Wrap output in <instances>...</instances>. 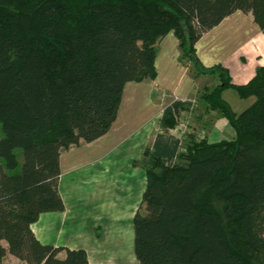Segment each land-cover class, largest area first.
Masks as SVG:
<instances>
[{"label": "trees", "instance_id": "16d2710c", "mask_svg": "<svg viewBox=\"0 0 264 264\" xmlns=\"http://www.w3.org/2000/svg\"><path fill=\"white\" fill-rule=\"evenodd\" d=\"M236 10L251 12L264 34V0H0V264L7 252L26 264H88L83 249L42 244L30 225L63 209L61 151L109 129L124 84L155 78V45L169 32L181 60L217 76L199 101L235 134L211 142L184 133L179 149L182 139L169 129L192 104L163 108V134L133 161L146 178L132 221L135 257L264 259V66L235 84L225 67L206 68L195 54L199 37ZM226 88L254 100L236 113L221 96ZM164 134L174 143L160 141Z\"/></svg>", "mask_w": 264, "mask_h": 264}, {"label": "crops", "instance_id": "0c3cea01", "mask_svg": "<svg viewBox=\"0 0 264 264\" xmlns=\"http://www.w3.org/2000/svg\"><path fill=\"white\" fill-rule=\"evenodd\" d=\"M155 49V78L124 84L109 129L90 142L61 151L58 190L63 209L42 212L30 225L42 244L83 249L88 264H140L133 250L132 221L142 207L146 178L144 169L133 161L141 158L157 134H163L159 121L167 103L162 95L193 99L197 90L190 64L181 60L172 32L159 39ZM195 54L204 67L221 65L233 83L241 84L264 66V34L251 12L236 10L199 37ZM228 91L222 90L221 96L236 113L254 100L252 96L241 99L236 92L237 97L229 96ZM197 101L192 114L201 125V133L200 128L195 129L198 136L211 142L233 138L228 121ZM185 130L182 126L176 134L182 140ZM169 133L174 132L169 129ZM168 134L160 141L174 143ZM179 149H183L181 145ZM1 264L26 263L7 252Z\"/></svg>", "mask_w": 264, "mask_h": 264}, {"label": "rangeland", "instance_id": "374dc122", "mask_svg": "<svg viewBox=\"0 0 264 264\" xmlns=\"http://www.w3.org/2000/svg\"><path fill=\"white\" fill-rule=\"evenodd\" d=\"M187 61H188V59H187ZM188 62L190 64L193 76L195 75V79L197 81V90H196L195 95L193 96V99L191 98V100H192L191 104H193L191 106V108L189 110H186V109L189 108V107H186V109L181 110L180 116L177 119L176 127L172 129V131L175 134H180V128H182V126H184V128L186 129L185 130L186 131L185 134L188 133V132L189 133L191 132V134H195V129L196 128L198 129V128L201 127V125H199L196 121L193 120V114H192L193 110L196 107V104L198 102L197 100H199V98H200L199 96L201 95V93L204 90L211 89L217 83V81H216L217 80V76L216 75H211V74H207V73L198 74L194 70L193 64H191L190 61H188ZM196 73H197V75H196ZM228 95L229 96L232 95L233 97L235 95V97H237L236 94H235V90H233V88H229ZM162 98H163V103L164 104L169 103L173 99V98H167L166 95H162ZM241 101H243V100H241ZM190 128H192V130H190ZM187 130H189V131H187ZM0 132H1V128H0ZM201 132L202 131H201V128H200V133ZM187 141H188V138L183 136L182 148H184V146H185ZM216 205L219 208V204L217 203ZM254 264H264V259H261L260 261H257Z\"/></svg>", "mask_w": 264, "mask_h": 264}, {"label": "built area", "instance_id": "2783aa9c", "mask_svg": "<svg viewBox=\"0 0 264 264\" xmlns=\"http://www.w3.org/2000/svg\"><path fill=\"white\" fill-rule=\"evenodd\" d=\"M173 100H179V99H175V98H173L171 101H173ZM170 101V102H171ZM179 101H181V102H192V100L191 99H182V100H179ZM168 104V103H167Z\"/></svg>", "mask_w": 264, "mask_h": 264}]
</instances>
